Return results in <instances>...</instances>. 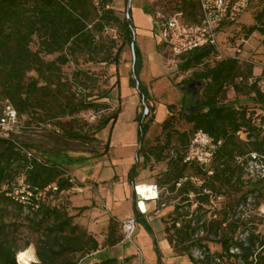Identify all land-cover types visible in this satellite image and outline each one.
Returning <instances> with one entry per match:
<instances>
[{"label":"trees","instance_id":"1","mask_svg":"<svg viewBox=\"0 0 264 264\" xmlns=\"http://www.w3.org/2000/svg\"><path fill=\"white\" fill-rule=\"evenodd\" d=\"M111 2L0 0V122L7 105L16 110L18 117L17 124L9 132L0 126V264H19L18 253L31 244L28 241L23 248L18 245V223L7 221L13 211L19 215L26 213L27 226L36 235L37 264H78L85 256L101 249L99 240L74 222V215L66 208L53 201L55 195L83 185L66 176V166L70 162H65L64 153L48 151L49 156L43 159L33 149L34 144L22 143L14 134L21 118L26 117L28 126L35 123L48 129V137L68 150L73 149L68 146L70 141L98 142V132L117 121L122 110L120 105L114 112L100 115L96 124L86 122V128L78 118L87 110L101 111L107 100L113 98V88L120 87V79L116 78L110 88L94 92L98 75L80 66V59L118 66L125 47L131 49L132 17L128 20L126 14L120 16ZM179 8L185 22L202 21L197 1L187 0ZM240 16L226 23L237 22ZM257 30L264 35V28L258 24L249 26L246 35ZM179 55L183 59L182 70L193 69L185 82L203 85L201 92L186 90L188 96L181 103L179 118L191 125L190 130L181 131L175 127L177 116L172 111L175 104H169L171 114L161 123L163 140L158 138L154 146H147L145 139L154 121V108L150 105L148 88L141 82L138 88L143 91L151 111L144 119L143 111L137 117L141 142L139 156H144L143 165L151 169H155L153 164L167 161L157 179L162 186L168 185L170 192H176L175 198L180 197L164 218L166 239L176 255L188 256L189 264H264V235L259 230L263 218L248 219L238 210L248 203L252 194H257L255 207L260 208L264 200V179L252 182L245 178L249 153L257 151L264 155V115L248 106L221 103L228 89L233 88L240 94L254 93L255 102L264 109V89L260 80L249 83L254 66L242 65L236 56H225L211 63L209 60L217 56L216 46H203ZM71 62L77 68L69 77L64 66ZM199 66L202 68L198 69ZM140 67L141 52L136 45L137 75ZM130 84L137 88L133 71ZM139 95L141 98L142 93ZM118 99L120 101V95ZM199 130L215 140H223L208 165L186 160L188 144ZM241 132L246 133V138ZM173 141L177 144H172ZM109 146L108 141L104 151L94 155L106 153ZM139 164L135 162L131 169L133 185H137L135 177ZM193 177H201L203 182L197 184ZM224 187L234 191L249 190L208 216L201 205L210 201L214 192L222 194ZM159 205H165L161 197ZM134 207L137 220L145 222L135 200ZM116 219L111 216L108 222L105 244L109 247L122 241V236L117 235L120 223H116ZM29 250L36 261L34 248ZM195 250L198 255L194 254ZM117 262V258L107 257L95 264Z\"/></svg>","mask_w":264,"mask_h":264},{"label":"rangeland","instance_id":"2","mask_svg":"<svg viewBox=\"0 0 264 264\" xmlns=\"http://www.w3.org/2000/svg\"><path fill=\"white\" fill-rule=\"evenodd\" d=\"M185 1L187 0H132L131 17L137 31L136 45L141 52V67L138 76L140 82L148 88L150 105L154 108V121L145 139L147 146H154L158 142V138L163 140L160 122L166 118L167 113L171 114L168 110L169 104H175V108L172 110L177 116L174 121L175 127L181 131L190 130L191 125L179 118L181 103L188 96L186 90L190 93L201 92L203 87L201 82L188 84L185 82L191 77L193 69L182 70V57L175 54L169 46L162 42L163 39L158 34L155 23L158 13L168 16L174 12H182L179 6ZM126 3L127 0H112L111 5L123 17ZM254 24L264 28V0H250L237 22L226 23L222 26L216 46L217 56L209 61L213 63L216 59L225 56L238 57L242 65L254 66L253 76L248 80L249 83L260 80V86L264 89V35L258 30L250 36L246 35L247 28ZM111 32H116V30H111ZM33 46L36 47V44L34 43ZM238 48L241 49V52L237 51ZM53 57L48 56L47 58ZM132 61L130 46L125 47L118 66L115 64L105 65L104 63L95 64L85 62L83 58L80 59V66L98 75L97 87L93 88L94 92L98 89H108L115 83L116 78L120 79V91L118 87L113 88V98L107 100L105 108L99 112L87 110L78 116L81 120L80 123L86 128V122L96 124L100 115L110 114L120 105L122 110L117 121L113 126L109 124L98 132L96 135L99 139L98 142L82 144L70 141L68 146L73 149L65 150L61 143L48 137V129L35 123L28 126L26 117L21 118L15 128L14 136L22 143L34 144L35 148L33 149L43 159L49 156L48 151H62L65 162H70L66 166V176L74 177L76 182L83 183L82 186L77 185L70 191L55 195L53 199L54 202L61 204L74 215V222L86 228L102 245L99 252L85 256L78 264H95L107 257L117 258V264H189L188 256L176 255L166 239L164 218L172 211L174 204L180 200V197L175 198L176 192H170L168 185L162 186L157 179L158 172L167 166V161L153 164L155 169H151L149 166L143 165L144 156H139V154L138 162L140 164L135 183L138 185L159 184V198L161 197L166 205L159 212L145 213L148 215L145 222L141 219L137 220L132 242L124 240L121 226L117 224V235L122 236V241L113 247L105 244L111 216H116L115 222L120 223L119 221L136 215L134 194L138 193L135 185L131 183L130 173L134 163L137 162L136 152L139 147L140 125L137 117L144 107L139 91L130 84L133 71ZM76 68L77 65L71 62L64 66V72L71 77ZM201 68L202 66L198 67V69ZM131 89H134L135 92H131ZM119 95H121L120 101ZM221 103L248 106L257 114L264 115V109L254 100V93L240 94L233 88H229L221 99ZM1 111L2 103H0V114ZM241 136L246 138V133L241 132ZM108 141L110 144L108 151L95 156V152L102 153L104 151L105 143ZM172 144H177V142L173 141ZM83 175L85 177H82ZM192 180L197 184L203 182L201 177H193ZM247 189L234 191L224 187L221 190L222 194L214 192L211 200L204 202L201 209L207 210L208 216H210L226 202L234 201L240 197ZM256 195L252 194L248 200L249 203L242 207L239 206L238 210L241 211L243 217L248 219L253 216L257 217L256 220L263 218L259 230L264 235V200L260 208L255 207ZM146 202L150 209L152 200ZM83 206L88 207L80 210ZM25 214L19 215L13 211L7 221L18 223L16 233L18 245L23 248L26 242L30 241L31 244L25 252L31 253L29 249L34 248L36 261L34 259L30 264H37L39 259L34 245L36 235L27 226L28 221ZM194 254L196 255L198 252L195 250Z\"/></svg>","mask_w":264,"mask_h":264},{"label":"built area","instance_id":"3","mask_svg":"<svg viewBox=\"0 0 264 264\" xmlns=\"http://www.w3.org/2000/svg\"><path fill=\"white\" fill-rule=\"evenodd\" d=\"M194 1H197L200 4L202 11L201 22H185L182 12H174L168 16L158 13L155 18L158 34L177 55L203 46H217L218 37L223 24L237 20L238 16L245 11L250 2V0ZM237 51L241 52V49L238 48ZM17 122L18 117L16 110L11 105H7L0 126L5 132H9ZM222 144V139L215 140L214 137L207 132L199 130L194 134L191 142L188 144L186 160H196L201 164L208 165L212 162L215 153ZM29 155L31 154L29 153ZM245 178L250 179L252 182L264 179L263 154H260L257 151H251L249 153V159L245 167ZM20 179L23 180L22 178ZM71 180L75 182L74 177H71ZM150 185L154 188L156 194L145 198V202L147 200L159 199L160 192L158 184L154 183ZM135 188L136 192L139 194L138 184L135 185ZM56 189L57 187H54V190ZM28 193L31 194V192ZM18 194L19 191H16L15 195ZM22 199H25V197H22ZM248 200H250V198ZM194 205L197 206V204ZM136 223L137 217L135 215L120 221L125 241L132 242V238L136 231Z\"/></svg>","mask_w":264,"mask_h":264},{"label":"water","instance_id":"4","mask_svg":"<svg viewBox=\"0 0 264 264\" xmlns=\"http://www.w3.org/2000/svg\"><path fill=\"white\" fill-rule=\"evenodd\" d=\"M131 5H132V0H127L125 14H126V18L128 20H130V18H131ZM130 26H131V29H132V32H133V38H132V41H131V51H132V56H133V61H132L133 76L136 79V86H137V89H138L139 88V84H140V80H139V76L135 72L137 31H136V28H135V26L133 24H131ZM138 91L140 93H142L141 100H142V104H143V107H144L142 116H143V119H144L146 117V115L149 114L150 105L147 103V101L145 99V95L143 94V91L140 90V89H138ZM140 148H141V142H139V147H138V150L136 152L137 161H138V154H139ZM134 200L137 202L139 210L142 213H145L146 209H143V207H142V203H145V198H143L139 194H135Z\"/></svg>","mask_w":264,"mask_h":264},{"label":"bare ground","instance_id":"5","mask_svg":"<svg viewBox=\"0 0 264 264\" xmlns=\"http://www.w3.org/2000/svg\"><path fill=\"white\" fill-rule=\"evenodd\" d=\"M138 192L143 198H148L156 194L154 188L150 184H139ZM142 207L144 208L143 203ZM17 258L20 264H30V262L34 261L33 255L25 251L18 253Z\"/></svg>","mask_w":264,"mask_h":264},{"label":"crops","instance_id":"6","mask_svg":"<svg viewBox=\"0 0 264 264\" xmlns=\"http://www.w3.org/2000/svg\"><path fill=\"white\" fill-rule=\"evenodd\" d=\"M137 89V88H136ZM138 90V89H137ZM135 92V90L134 89H131V92ZM137 93V92H136ZM121 96V95H120ZM167 116H168V113H167ZM166 116V117H167ZM164 120V119H163ZM162 120V121H163ZM157 121V120H156ZM162 121L160 122V124L162 123ZM82 177H85V175H83ZM87 177V176H86ZM136 179V178H135ZM154 184V183H153ZM144 204V208L143 209H146L147 211L145 212V213H150V212H153V211H155V212H159V211H161V209H162V207H164L165 205H162V207H160V205H159V199L158 200H152V206H151V208L149 209V207H148V205H147V202H145V203H143ZM145 213H143L144 215L142 216V218L143 219H146V217L148 216L147 214H145ZM114 216V215H113ZM169 243V242H168Z\"/></svg>","mask_w":264,"mask_h":264}]
</instances>
